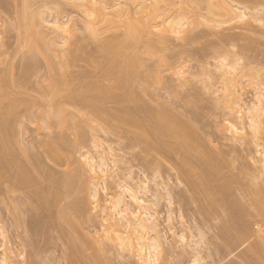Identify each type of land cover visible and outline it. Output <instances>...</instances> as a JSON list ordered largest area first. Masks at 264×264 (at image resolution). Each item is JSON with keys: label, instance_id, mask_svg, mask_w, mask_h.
<instances>
[{"label": "rangeland", "instance_id": "1", "mask_svg": "<svg viewBox=\"0 0 264 264\" xmlns=\"http://www.w3.org/2000/svg\"><path fill=\"white\" fill-rule=\"evenodd\" d=\"M212 1L208 4L206 0H189L187 4L185 0L186 3L182 4L184 0H157L161 10H168L164 12L166 16L167 13L172 14L168 15L170 17L188 16L187 36L182 35L183 38L179 39L168 32L160 33L162 31L156 30L152 21L148 32L141 31L140 38L135 35L138 37L135 41L139 40L138 49L136 44L127 45L131 53L123 47L126 54H122L117 44L127 37L124 38L126 33L122 26L118 28L119 24H115V17V27L113 23L109 26L112 14L104 20L107 24L103 20L100 24L93 14L92 29L96 31L93 35L87 28L85 12L66 0H0V90L5 94L0 98V106L14 113L10 117L14 122L10 124L14 126L10 125L8 132L7 148L10 149L6 151L11 153L13 160L12 157L9 159L10 165L5 162L9 165L5 166L7 173L4 178L0 177V259L5 251L4 245L8 244L5 247L9 250V262L13 264H136L128 251L102 234L101 219L93 209L90 189L79 185L89 177L79 161L81 152L87 149L96 154L99 147L92 146L98 143H92L96 136L102 143V147L98 143L102 148L98 149L99 152L105 154L101 150L112 149L107 153L112 151L113 154H109L114 160L108 162L111 166L105 182L106 190L99 189L101 203L108 195L117 192V183L124 178L127 180L128 173L135 180L147 179L146 198L151 199L153 194L160 192L162 184L171 190L172 204L161 196L157 207L164 249L160 264H190L195 255L202 264H264V207L255 204L258 198H264L261 165L264 159V116L257 141H252L250 136L244 141L233 139V134L223 127L227 118L232 117L227 102L224 104V95L230 86L226 88L215 68L221 59L231 64L241 58L243 66L235 76L234 90L243 102L251 103L255 90L264 88V25L250 22L241 28L237 22L238 25L235 21L228 22L224 15L219 16L218 8L217 15H214L216 9L214 13L211 9L217 7V0ZM234 1L252 10L264 9V0ZM103 2L108 8L115 3L123 7L122 0L120 5L114 0ZM194 3L195 8L192 7ZM116 6L112 13L122 9ZM25 7L31 13L58 10L63 14L60 16L68 20V25H72L71 30L69 28L72 38L61 40L55 46L39 40V51L35 55V50L24 46L19 35L22 33L18 28L20 16ZM114 8L118 10L114 11ZM209 9L213 14H208ZM131 14L136 16L133 10ZM196 17H199L197 21L193 20ZM51 37L53 34L48 36L49 42ZM115 44L117 50L112 46ZM133 47L135 51H132ZM112 49L118 51L116 55ZM128 52L131 55L127 59L133 56L135 62L126 60ZM125 66L131 74L126 73ZM51 77L58 87L51 82ZM51 87L58 88V95ZM54 95L57 97L53 98ZM236 108L234 112L237 113L239 107ZM47 110L53 111V115ZM151 110L154 113L165 110L178 122L184 120L181 121L183 124L179 122L181 128H185L184 134L186 130L193 132L194 137L187 134L197 141V149L203 151L204 148V153L188 147L190 151L182 138L163 134L159 125L156 126L161 130L157 133L158 128L152 124L155 118L151 119L155 114ZM47 113L52 117H47ZM116 116L120 117L117 119L120 122ZM121 117L125 120L121 121ZM126 117L135 119L126 124ZM63 118L67 125L62 127ZM134 120L146 127L143 131L147 134L141 135V141L135 139V134L141 130L139 132L140 128L131 123ZM154 139H161L159 142L163 141L167 146L162 143L165 148L160 152L148 151L145 141L156 143ZM168 146L172 150L168 151ZM22 150L30 154V159L26 155L27 158H23ZM210 155L221 167L214 168L217 170L213 172L206 164ZM186 156L193 164L182 163ZM205 156L207 161L203 159ZM13 161L27 169L26 172L23 169L22 181L15 180L20 166L16 170ZM202 161L204 165L200 163ZM73 175L77 177L73 179L79 180L75 182L79 187L74 184V190L67 192L59 182ZM26 176L30 180L25 181ZM224 180L227 188L223 186ZM259 189L263 190L261 196L256 193L260 192ZM206 192L212 194L205 197ZM72 203H78L82 212L77 213L78 208ZM61 216L70 219L65 221ZM243 227L248 229H245L247 234L249 231L250 243L245 242L238 249L233 247L237 251H230L225 243L228 240L234 244L237 232L243 231ZM181 234L186 236V243L180 242Z\"/></svg>", "mask_w": 264, "mask_h": 264}, {"label": "bare ground", "instance_id": "2", "mask_svg": "<svg viewBox=\"0 0 264 264\" xmlns=\"http://www.w3.org/2000/svg\"><path fill=\"white\" fill-rule=\"evenodd\" d=\"M66 1L72 3L74 5V7L76 6L79 8V10L81 9L82 11L85 12L84 13L85 17L86 16L88 17V18L86 17L87 18L86 22L88 24L87 28L90 30L91 33L93 32V35H95V32H96V31L94 32L92 29V27H93L92 23L95 22V21H93V20H95L94 17L92 18L93 14H95L97 16L96 21L100 20V22H99L100 24L102 22H105L104 21L105 19L108 20V18L110 16L109 14H112L113 15L112 21H110V23L108 21L109 26H111L112 23L114 25V22H115V24H117V25L119 24L118 28H120L122 26L121 28L124 29V33H126V35H127L126 36L124 34V38L127 37L126 40L124 39V41H122V43L118 42V44H117L118 47L120 48L119 52H121L122 54L126 50V48L128 49V47H132V46H134V44H136V48H137V45H139V40L135 41V39H138V37L140 38L141 35L138 36V34H140L141 31H145V33H146V30L149 29V27H150V22L152 25V21H154L152 26L154 28H156V30L162 31L160 33L168 32V34L171 33L172 35H175V37L179 38V39L183 38L182 35L187 36L186 32L187 33L189 32L188 31L189 28L187 27V25L189 24V23L187 24V21H188L187 17L188 16H184L183 14H181V15H177L175 17H173V16L170 17L172 14L170 15L169 13H167V16H166V14L164 12H166L167 9L161 10L162 8L161 9L159 8L157 0H124V1L122 0L123 5L122 4L121 5L123 7L116 6L117 4L115 3L114 5H112V7H109V8L106 6V3H104L103 0H66ZM114 1H118V4L121 3V0H114ZM196 1H198V0H196ZM206 1L207 2L209 1L208 4H210V1H212V0H206ZM213 1H216V0H213ZM220 1H219V3H217L218 0L215 2V5L217 4L216 5L217 7H215L214 9L213 8L211 9L210 8L211 6L209 7L211 9V12H213V13L216 9V11H215L216 14L214 13V15H217V10L220 9L219 12H221V15H219V16L224 15L225 18H227L228 22H232V21H235V23L237 22L241 28H244L245 25L248 26V24H250V22H254L256 24H259L260 26L264 25V9L263 10H252V9H250V8L240 4V3H237L234 0H220ZM186 2L188 4L189 0H186ZM186 2L184 0V2H182V4L186 3ZM190 4L191 3H189V8H190ZM218 4H219V7H218ZM206 5H207V3H206ZM93 6L95 7V9ZM115 6L118 8L119 7L122 8L120 10H118V8H114V11L118 10V11H120L119 13H118V11L112 13L113 7H115ZM91 7H93V8H91ZM168 7H171V6H168ZM192 7L195 8V3L193 4ZM109 9H112V10H109ZM168 9L170 10V8H168ZM210 9H209V12H210ZM23 10L24 11H22L21 16H20V25H19L20 27H18L19 29L21 28L22 33L19 35H20L21 41L23 42L24 46H27V48L29 50H35V55L37 54L36 52L39 51L38 50L39 49L38 48V41L39 40L45 41L46 44L48 42V44L50 46L51 44L54 45L56 43L58 45V44H60L61 40L62 41L67 40L69 37L72 36V35H70V30H71L70 26H72V25L70 24V22H69L70 26L68 25V20H65L63 18L64 16L61 17L60 14H62V13L59 14L58 10H56L57 12L54 11L55 13L51 12L50 10H48L46 13L39 12V11H36L35 13H31L27 10L26 7ZM108 10L110 11V13ZM132 10L136 14L135 17H133L131 14ZM178 10H177V12H178ZM186 10H187V8H186ZM197 10H198V8H197ZM107 12H108V14H107ZM195 12H194V14H195ZM211 12L208 14L209 15L213 14ZM181 13H184L182 9H181ZM261 13H262V15H261ZM168 15H170V16H168ZM209 15H208V17H214L212 15L211 16H209ZM195 16H197V15L195 14ZM106 17H108V18H106ZM113 17H115L114 22H113ZM197 18H199V17H196V19L194 18L193 20L197 21ZM89 21H91V22H89ZM99 23L96 22L97 25ZM105 23L107 24V22H105ZM96 24H94V25H96ZM95 27H94V29H95ZM113 27H115V25ZM69 28H70V30H69ZM48 30H50V31L47 32ZM148 31L149 30H147V32ZM52 34H53V38L52 37L49 38L51 40L49 42V40L47 38L49 35H52ZM135 35L138 37L135 38ZM57 38L59 39V42H58ZM132 42H134L133 45L131 44ZM137 42H138V44H137ZM127 45H129V46L127 47ZM112 46H113L114 50H117V49H115L116 44H115V46L114 45H112ZM123 47L125 48V50L123 49ZM136 48H135V50H136ZM105 49H104V51H105ZM131 49L133 51L134 47ZM114 50L112 49L113 52H114ZM116 52H118V51L114 52L115 55H116ZM125 52H124V54H126ZM129 52H130V50H129ZM129 52H128L127 56H125V55H123V56L126 57V60H132L135 62V59H133V56H130V58L132 57L131 59L130 58L127 59V57H129V55H131L130 54L131 52L130 53ZM30 53H31V51H30ZM133 53H132V55H133ZM32 54H34V52H32ZM136 56L137 55H135L134 57H136ZM113 59H115V58H113ZM48 61H50V60H48ZM112 62H114V61L112 60L111 63ZM163 62H164V60L162 61V64H163ZM135 66L137 67V64H135ZM242 66H243V61L241 58L236 59L231 64H227L225 60L221 59V61H219L218 64L215 66L216 70L219 71L220 79L225 84L226 88L230 86L228 90L226 89L227 91L225 92L226 95H224V97H225L224 104H225V102H227L226 104H228L229 113H230L229 116H232V117H230L229 119L227 118L226 123L224 124L225 126H223V127L226 128V131L230 132V134L231 133L233 134V136H234L233 139L236 138V140L238 139L239 141H244L245 138L250 136L252 141H257L259 138V135H260V131L262 130V123H263L262 117L264 116V88H259V89L257 88L255 90L254 98L251 101V103L247 104L246 102H243L240 95H237L236 91L234 90L235 80H236L235 76H238L237 72L239 71V69ZM125 67H127V66H125ZM124 69H126V68H124ZM127 70L129 72H127ZM127 70H126L127 74L132 73V72H130L131 70L128 69V67H127ZM243 70H244V68H242V71ZM122 73H125V72H122ZM24 75H25V73H24ZM119 75H121V74H119ZM126 77L128 78V75ZM126 77H125V79H126ZM50 79H51L52 83L54 82V84H56L55 83L56 81H54L52 79V77ZM52 83H50V84L52 85V87H54L55 85H53ZM56 86H57V84H56ZM52 87L50 89L54 90L55 88H52ZM57 89H55V90L57 91ZM55 94L58 95V91ZM80 94H83V93H80ZM3 96L5 97V94H4V91H2V89H1L0 90V98L2 99ZM55 96L56 95H54L52 97L56 98L57 96L56 97ZM79 97L82 99V95H79ZM82 100H84V99H82ZM84 101H86V100H84ZM236 107L237 108L239 107L238 110L240 109V111L237 110V113L234 112V108H236ZM228 108L226 107V109H228ZM0 109L2 110V111L0 110L1 111L0 112V161L2 163H4V164L1 163V165H0V177L4 178V174L7 173V172L5 173V171L7 170V168H5V166L7 167L10 165L9 159H11V157H12L11 153L8 152V154H7L6 151H8L10 149V148L9 149L7 148L9 146V133L8 132H9L10 125H12L10 123L13 122V121L11 122L10 117H12V114H14V113L9 112L8 110H5L2 106H0ZM146 110H148V109H146ZM10 111H12V109ZM48 112L50 115H53V111H52V113H51V111H48ZM156 113L157 112L154 113L152 111V114H155V115H152L151 112L149 114L152 115V117L150 115L151 119L155 118L154 121H152L153 119L151 120L153 122L152 124L157 128L159 126L161 128H163L162 130H161V128H158V130L156 128H154V130H157V133L160 129L162 132L164 130L163 134H165V132H166V133L170 134L171 136L174 135L175 137H177V139L182 138V140L186 144L185 146L187 148L189 147L190 149H192V150L195 149V151H196L197 145L195 144L196 140H194V138H193L194 136L192 135L193 132L191 134V133H189L190 130L188 132L186 130V132L184 134L185 128L184 127L181 128V123L183 124V122H181V121H184V120H181V118L179 117L181 120V121H179L181 123H179L176 120V118H173L172 115L170 116L169 112H165V110L162 112H158L157 114ZM167 113L169 115H167ZM234 113H236V115ZM56 114L57 113H54V116H56ZM50 115H48V113H47V117H49ZM51 117H49V118H51ZM44 118H46V117L44 116ZM119 118L116 116V120ZM130 119H135V118L131 117L128 119V117H126V120L128 122L127 123L124 122L123 124H125V123L130 124V122H129V121H131ZM45 120H49V119H45ZM65 120L67 121V119H65ZM124 120H122V117H121V121H124ZM136 120L139 121V119H136ZM136 120H134L131 123H133V125L136 124L138 129L140 128L139 132H140V130H141V132L140 133L137 132V134H135L136 135L135 139L140 140L142 138L141 135L143 133H145V135H146L147 132L143 131V128H146V127H143V123L140 122V123H142V125H141ZM244 120L246 121L245 123H244ZM117 121H119V120H117ZM62 122H61V124H63L62 127L64 125L65 126L67 125L64 123V118L62 119ZM148 123H149V121H148ZM184 123H186V122H184ZM149 125H151V123ZM156 125H159V126H156ZM12 126H14V125H12ZM145 126H147V124ZM186 126L188 127V124ZM189 127H190V125H189ZM179 129H182V130L179 131ZM147 130H148V127H147ZM150 130H148V131H150ZM159 133H160V131H159ZM187 133L191 134L193 137L191 135H188ZM80 138H81V136L79 137V139ZM82 138H83V136H82ZM93 138H94V139H92L93 141L91 140L92 143L95 141L96 143L97 142L100 143V146H101L102 143L98 140V138L96 139V136H94ZM77 139H78V137H77ZM154 140H156V139H154ZM160 140H158V141L156 140L157 141L156 143H153V141H152V143L145 141V143H146L145 146H146L147 150L152 151V152H153V150L160 152L162 149H164L165 146H167V145H165L163 143V141L159 142ZM98 143L96 145L94 143L92 146H94V148H95V146H96V148L97 147L101 148L102 146L100 147ZM162 143L165 146H163ZM184 143H182V145ZM18 144H19V141H18ZM154 144H156V145H154ZM19 146H20V144H19ZM99 148L96 149L97 152H95L96 150L94 151L96 154H93L91 151L90 152L87 151V149H85L86 151L83 150L81 152L82 153L80 155L81 160H79V161L83 165V168H85L84 170H86V172L89 174V177H88L87 181H83L84 185H83V182H81L82 184L79 183V185H82L81 187L88 186L90 189V193H91V196L93 198V200H92L93 209L99 213V217L101 219L102 234H104V236L106 238L116 242V244L119 245L122 248V250L128 251V253L134 258V261L136 264H160L161 260L163 259L164 249H163V242L161 241V237H160V229H159L160 224H159V220H158L159 213L157 211V207H158L160 198L162 199L163 197L166 198L169 205L172 204L171 203V201H172L171 190H169L167 188L166 184L165 185L162 184V185H160V187L158 186L160 189V192L157 191L155 194H153V196H152L153 198H151V199L146 198L145 196L147 195V192H148V181H147V179L145 177H143L140 180L137 179L138 180L137 181L131 176V173H128L127 174V180H125V178H124L121 182L119 181V183H117V187H118L117 192H115L111 196L108 195V197L105 198L104 201L101 203V200L99 197V195H100L99 191L100 190H103V191L106 190L105 182H106V179L109 177V172H110L109 167L111 166L110 163L114 162V160L112 158L113 155H111V154H113V152L110 151V152H112L111 154H109L110 152L107 153L110 148L108 149L107 152L101 150V152H103L105 154L100 153L98 150ZM169 148H170V146H168V151L172 150ZM198 149L200 150V148H198ZM88 150H90V149H88ZM110 150H112V149H110ZM186 151H187V153L190 154L191 150L190 151L186 150ZM198 151H196V152H198ZM205 151H206V148H205ZM26 153L27 152L25 150H22V154H24L23 158H27V157H25V155L26 156L30 155V154H28V153L26 154ZM106 153L111 155V156L107 155ZM200 153H204V148H203V151L200 150ZM210 154H211V151H210ZM106 155H107V157H110V160L106 158ZM215 155H217V154H215ZM206 156L203 159H205ZM211 156L212 155H210L208 162H206V164L208 166H210L209 169L211 168L212 172H213L217 169H220L221 167H220V165L218 167L217 161H216L217 159H213V157H211ZM218 157H220V156H218ZM28 158L30 159L29 156H28ZM187 158L189 159V157L186 156L185 160L182 161V163L183 164H193L192 161L190 162V159L188 160ZM11 160H13V157ZM262 160H263V162L261 161L262 162L261 165L263 166V168H262L263 172L260 171L261 167L259 168L258 172L260 171L259 173L262 172V174H263L264 173V159H262ZM203 161L200 163L203 164ZM213 161H216V162H213ZM5 162L9 163V165H5ZM15 162H17V161L15 160ZM108 162H110V163H108ZM218 162H220V161H218ZM221 162L224 163L227 161H221ZM14 163H11V164L13 165ZM16 164L17 163H15V165H14V166H16V170H17L18 166H20V168H18V173L15 176V180L22 181L24 179L23 169L25 170V168H22L23 165L21 167V164L20 165L19 164L16 165ZM82 165H80V167H82ZM194 165L196 166V164H194ZM224 165H222V166H224ZM214 168H217V169L213 170ZM26 170H25V172H26ZM212 172H210V173H212ZM25 174H27V173H25ZM76 175L78 176L79 174H76ZM76 175L70 176L71 178H68V179L66 178V180H63L64 182H59V185L63 184L62 186L63 187L65 186V188L67 189V192L71 191L73 189V185L76 184L75 182L78 183V181H79L78 179H77L78 181H76V179H73V177L77 178ZM209 175H211V174H209ZM212 175L214 176L215 174L213 173ZM13 176L14 175H12V177ZM27 176L29 177V175H27ZM28 177H27V179H25V181L30 180L29 179L30 177L29 178ZM3 178H2V180H3ZM5 180H7V179H5ZM73 180H74V183H73ZM225 180H227V179H225ZM225 180H224L225 183L223 182L224 184L223 183L222 184H223V186H226V188H227ZM227 184H229V183H227ZM76 185H78V184H76ZM79 185H78V187H79ZM78 187H76V188H78ZM74 188H75V185H74ZM254 191H256V190H254ZM259 191L260 192L257 191L256 193H257V195L260 193V196H261L264 191L262 189L261 190L259 189ZM261 191H263L262 194H261ZM161 192H163V193H161ZM206 193L207 194H205V195H207V196H205V197H208L210 194H212V193H208V192H206ZM161 196H163V197H161ZM260 198H262V199H260ZM260 198H258L256 200L257 201L256 203L254 202L256 204V207H262V206L264 207V198L263 197H260ZM213 201L216 202V199H213ZM255 204H253V206H255ZM72 205H75V203H72ZM72 205H70V206L73 207ZM77 205H79V204L76 203V205H75L76 209L79 207ZM71 207L68 208L69 211H70ZM80 208H78V211H76L77 213L82 212L80 210ZM200 209H201V206H200ZM72 210H74V208H72ZM61 212L63 214H66L63 211H61ZM74 214H75V212H74ZM64 220L66 221L67 219L65 218ZM70 221H69V223L71 225ZM245 227H243L244 230L246 228L251 229L249 226H247L246 228ZM0 229H1V227H0ZM244 230L237 232V236L235 237V243L233 242L234 244H232V242L228 243V240L226 239L227 242L225 244H226V247H228V249L230 251H233V250L237 251V249L239 248V245L244 246L245 242L250 243L249 242V236H248L249 231L247 234L246 230H248V229H246L245 231ZM202 235L203 234H201V237H202ZM3 237H4V239H6L5 236H3ZM179 238H180L181 243H184V242L186 243V241H187L186 236L181 234L179 236ZM201 239H203V238H201ZM4 242L7 243L8 241H4ZM6 243H4V244H6ZM235 244H237V245L232 246ZM6 245L8 246V244H6ZM6 245H4L6 252L5 251L3 252L4 254H3V257L0 259V264H13V263L9 262V257L7 254L9 250H6V247H7ZM231 246H232V248L230 249L229 247H231ZM249 246H251V245H248V247ZM233 247H235L237 249H235ZM262 252H264V251H262ZM260 254L262 255L263 253H260ZM196 256L197 255H195L193 257V259L191 258L192 261L189 262L190 264H202L201 260ZM167 264H169V263H167Z\"/></svg>", "mask_w": 264, "mask_h": 264}]
</instances>
